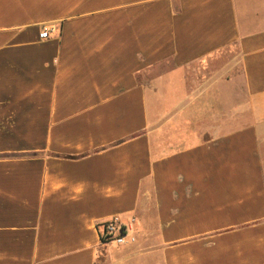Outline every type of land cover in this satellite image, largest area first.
<instances>
[{"label": "crops", "instance_id": "obj_1", "mask_svg": "<svg viewBox=\"0 0 264 264\" xmlns=\"http://www.w3.org/2000/svg\"><path fill=\"white\" fill-rule=\"evenodd\" d=\"M0 264H264V0H0Z\"/></svg>", "mask_w": 264, "mask_h": 264}, {"label": "built area", "instance_id": "obj_2", "mask_svg": "<svg viewBox=\"0 0 264 264\" xmlns=\"http://www.w3.org/2000/svg\"><path fill=\"white\" fill-rule=\"evenodd\" d=\"M48 35H49V31L47 29H44L40 37L41 39H47ZM106 229L109 235L108 241H114L119 245L125 243V238L127 237V234L125 233V230L123 229L122 226L112 221L108 223Z\"/></svg>", "mask_w": 264, "mask_h": 264}, {"label": "trees", "instance_id": "obj_3", "mask_svg": "<svg viewBox=\"0 0 264 264\" xmlns=\"http://www.w3.org/2000/svg\"><path fill=\"white\" fill-rule=\"evenodd\" d=\"M107 225L108 223H103V224L98 225V230L100 232V236L103 242L108 241V238H109V235L106 229Z\"/></svg>", "mask_w": 264, "mask_h": 264}, {"label": "rangeland", "instance_id": "obj_4", "mask_svg": "<svg viewBox=\"0 0 264 264\" xmlns=\"http://www.w3.org/2000/svg\"><path fill=\"white\" fill-rule=\"evenodd\" d=\"M119 245V244H118Z\"/></svg>", "mask_w": 264, "mask_h": 264}]
</instances>
